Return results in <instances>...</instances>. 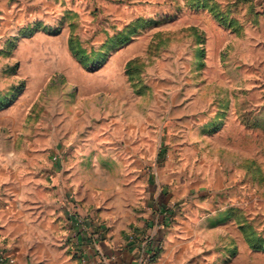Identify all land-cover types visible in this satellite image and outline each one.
<instances>
[{
  "label": "rangeland",
  "instance_id": "374dc122",
  "mask_svg": "<svg viewBox=\"0 0 264 264\" xmlns=\"http://www.w3.org/2000/svg\"><path fill=\"white\" fill-rule=\"evenodd\" d=\"M62 211L264 264V0H0L1 263L24 215L83 263Z\"/></svg>",
  "mask_w": 264,
  "mask_h": 264
},
{
  "label": "crops",
  "instance_id": "0c3cea01",
  "mask_svg": "<svg viewBox=\"0 0 264 264\" xmlns=\"http://www.w3.org/2000/svg\"><path fill=\"white\" fill-rule=\"evenodd\" d=\"M22 208V207H21ZM64 214V218L68 220V226L72 227V223L75 217H73L71 214H67L64 211L59 214V216ZM4 224L8 227L7 231H5L4 234L6 236H10L14 240V238L17 236L19 243H12V246L10 247V250L8 251L10 255L14 256L16 258L15 264H78L80 262H75L72 258H70L68 255L64 254L62 249L57 247V241H50V240H40V239H33L30 238L29 234V226H31L30 220L25 217H19L18 221H12L8 222L5 217H3ZM42 223V222H41ZM10 224L12 226H19L20 232L16 235V233L12 232L13 230L10 229ZM152 235H156V237L159 240H164L165 237L164 234H161L159 231H156ZM68 236H70V233H68ZM122 238L118 235H116L112 241V243L104 242L102 239L99 241V246L101 250L105 251L106 253H118L119 254V262L120 264H135L138 257L137 249L135 248V245L129 244L125 245L122 242ZM166 241L171 242V238H167ZM125 245V246H124ZM82 247L84 252L82 253L83 256V262L87 261L90 264V262L93 264L96 261V256L93 253V248L90 242H82ZM170 250V249H169ZM168 249L165 250V252L162 254L161 260L157 262L156 264H175L174 259L170 257V251ZM1 251V250H0ZM80 256V255H79ZM30 257H36L38 258V262H32ZM0 264L1 259H0ZM81 264H84L81 262Z\"/></svg>",
  "mask_w": 264,
  "mask_h": 264
},
{
  "label": "built area",
  "instance_id": "2783aa9c",
  "mask_svg": "<svg viewBox=\"0 0 264 264\" xmlns=\"http://www.w3.org/2000/svg\"><path fill=\"white\" fill-rule=\"evenodd\" d=\"M72 238L76 245V254L83 258L82 253L84 252L82 247V242H90L93 248V253L96 256V261L93 264H120L118 253H106L101 250L99 246V241L101 239V232L92 233V224L89 221H82L80 219L74 218L72 223ZM138 234L137 240L132 239L131 244L135 245L138 252L137 264H152L154 260L159 255L161 249V240H159L156 235H145ZM88 263L87 261L83 262ZM90 264H92L90 262Z\"/></svg>",
  "mask_w": 264,
  "mask_h": 264
}]
</instances>
